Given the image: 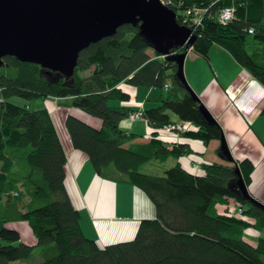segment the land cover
<instances>
[{
  "label": "trees",
  "instance_id": "1",
  "mask_svg": "<svg viewBox=\"0 0 264 264\" xmlns=\"http://www.w3.org/2000/svg\"><path fill=\"white\" fill-rule=\"evenodd\" d=\"M169 2L177 16L198 9L203 17L192 32L193 45L173 48L170 57L153 51L139 26L129 24L80 52L71 78L14 57L2 59L0 264L32 259H38L37 264H264V234L255 244L244 239L249 227L264 233V211L244 200L236 186L238 167L248 187L254 171L249 160L231 166L204 163L198 175L179 164L157 175L140 170L147 163L160 165L192 152L183 145L169 150L156 137L166 124L192 125L181 136L204 146L220 142L223 135L217 123L205 121L199 99L177 79L174 56L191 50L206 58L213 46H219L264 88V0ZM227 6H234L236 16L222 25L218 13ZM181 21L177 20L179 26ZM124 87L155 88L161 94L148 100L154 107L143 113L154 131L145 144L134 143L139 137L119 128L134 112L119 106L131 100ZM13 97L24 105L13 104ZM46 98L62 100L61 104L99 120L101 127L95 129L72 115L66 117L74 150L87 157L99 177L115 172L153 204L155 219L141 221L132 240L101 249L83 234L81 216L64 185L66 156L49 112L29 106ZM260 111L264 116V106ZM231 202L241 214L230 211ZM19 222L31 230L34 245L25 244L20 232L8 226Z\"/></svg>",
  "mask_w": 264,
  "mask_h": 264
},
{
  "label": "crops",
  "instance_id": "2",
  "mask_svg": "<svg viewBox=\"0 0 264 264\" xmlns=\"http://www.w3.org/2000/svg\"><path fill=\"white\" fill-rule=\"evenodd\" d=\"M261 58L264 61V55ZM184 60V80L220 126L230 154L237 162L247 159L254 165L248 191L253 198L264 204V116L260 114L264 106V88L228 51L219 46H213L206 58L189 50ZM124 89L131 100L119 106H126L134 111L154 107L148 100L161 95L155 88ZM62 102L46 98L36 100L34 108L30 103L29 106L33 110L38 108L49 112L66 156L64 185L71 205L81 216L82 232L101 249L128 242L135 237L141 221L155 219L153 204L143 192L115 172L107 171V176L99 177L87 157L74 150L65 130L66 117L72 115L95 129L101 127V122L75 109L63 108ZM143 122H131L126 118L120 122L119 128L136 134L139 138L134 143L145 144L154 131L145 120ZM156 137L168 145L169 150L183 145L192 151L188 156L173 159L174 165L179 164L188 173L200 174V165L204 163L231 166L219 151V141H210L204 146L201 141L185 139L180 134L164 135L157 132ZM228 207L234 212L236 204L231 202ZM263 234L249 227L244 239L255 244L257 237Z\"/></svg>",
  "mask_w": 264,
  "mask_h": 264
},
{
  "label": "water",
  "instance_id": "3",
  "mask_svg": "<svg viewBox=\"0 0 264 264\" xmlns=\"http://www.w3.org/2000/svg\"><path fill=\"white\" fill-rule=\"evenodd\" d=\"M129 24L139 26L161 57H170L173 48H189L195 40L192 31L179 26L174 11L159 0H0V66L4 57H14L71 78L80 52ZM187 53L172 58L176 77L185 85ZM199 111L208 124L216 123L202 103ZM219 151L229 164L236 163L224 135ZM234 172L241 197L264 211V204L250 195L238 167Z\"/></svg>",
  "mask_w": 264,
  "mask_h": 264
},
{
  "label": "built area",
  "instance_id": "4",
  "mask_svg": "<svg viewBox=\"0 0 264 264\" xmlns=\"http://www.w3.org/2000/svg\"><path fill=\"white\" fill-rule=\"evenodd\" d=\"M235 1V0H233ZM244 1V0H243ZM159 2H161L162 5L168 7L170 9V2L169 0H159ZM199 10L198 9H193V11H185L182 12V14L180 15H176L177 20H182V27L185 26L186 28L191 29V31L193 32L194 28H198L200 27L201 23L203 22V17L199 15ZM202 13V12H201ZM219 23L222 25H226L227 23L233 21L235 19V8L234 6H227L224 9H222L219 13ZM183 18V19H182ZM253 31L249 30V34H251ZM193 34V33H192ZM167 87V85L165 86ZM144 111L142 110V108L138 109L137 111L133 112L132 114H130L129 120L130 121H142L144 120V116H143ZM193 129V126L190 124H185L182 122H176L173 124H166V126L162 127L160 130H158V133L160 134H184L186 133L188 130ZM194 169H198L195 168ZM237 214H241L242 211L239 208H235V211ZM235 215V214H234Z\"/></svg>",
  "mask_w": 264,
  "mask_h": 264
},
{
  "label": "rangeland",
  "instance_id": "5",
  "mask_svg": "<svg viewBox=\"0 0 264 264\" xmlns=\"http://www.w3.org/2000/svg\"><path fill=\"white\" fill-rule=\"evenodd\" d=\"M148 53H149V55H152V51H149ZM10 101L13 104H17V105H24V103H25V101L20 100V99H18L16 97H13V99H10ZM35 102H36V100H35ZM35 102H30L31 107L34 108ZM61 105L65 109L70 108V107H67V106H65L63 104H61ZM143 121L144 120H142V122ZM138 123H140V122H138ZM173 165H174V160L171 158V159L167 160L166 163H163V164H160V165H155V163H147L140 170L144 174L157 175V174H161L163 172V170L164 171L168 170V168L172 167ZM8 226L10 228H13L14 230H17L18 232H20L21 241H23L25 244L31 246V245H34L36 243V240L32 236L31 230L28 228V226H27V224L25 222H19V224H11V225H8ZM38 262H40L38 259H32L30 262H21L19 264H37ZM16 264H18V263H16Z\"/></svg>",
  "mask_w": 264,
  "mask_h": 264
}]
</instances>
